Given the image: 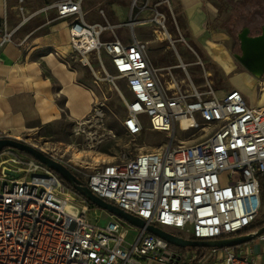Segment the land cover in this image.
<instances>
[{"label":"built area","instance_id":"obj_1","mask_svg":"<svg viewBox=\"0 0 264 264\" xmlns=\"http://www.w3.org/2000/svg\"><path fill=\"white\" fill-rule=\"evenodd\" d=\"M87 1L91 0H58L47 6L55 10L57 19L68 21L70 52L57 56L73 70L72 62L91 69V58L103 67L101 55L105 56L130 95L122 121L127 135H140L145 117L149 129L163 133L166 142L130 158L122 154L87 175H78L85 187L146 225L173 230L177 235L170 233L188 236L187 240L225 239L251 228L263 203L264 106H250L233 89L217 97L213 91L199 92L191 80L185 91L176 82L163 83L133 32L129 39H118L101 9V22L86 20ZM131 2L141 11L154 3L155 22L165 34V19L157 6L169 5L168 0ZM12 35L3 33L0 50ZM96 104L94 98L91 118L98 116ZM178 133H190L198 140H180ZM11 153L10 148L0 152V264H204L208 260L202 248L169 250L168 242L145 228L134 230L129 241V230L111 218L103 228H95L86 217L88 206L54 172L33 158L7 157ZM235 248L211 250L209 258L214 264H254ZM198 255L203 258L197 260Z\"/></svg>","mask_w":264,"mask_h":264},{"label":"rangeland","instance_id":"obj_2","mask_svg":"<svg viewBox=\"0 0 264 264\" xmlns=\"http://www.w3.org/2000/svg\"><path fill=\"white\" fill-rule=\"evenodd\" d=\"M131 1H97L94 3L93 11L86 15V19L99 22L101 17L96 10L100 7L105 10L108 22L115 26L113 33L118 39H129V34L133 32L135 38L145 45L147 59L151 66L162 75L161 81L163 83L176 82L181 90L185 91L188 89L189 80H191L199 92L213 91L217 97H221L224 93L234 89L232 86L235 87V83L232 76L225 75L221 67L212 60L207 50L195 42V39L188 32L184 16L178 9L172 6L170 8L166 4L157 6V11L163 14L165 19L166 31L163 35L164 29L159 28L155 22L154 3L149 2L148 9L141 11L139 8L133 7ZM47 6H42L38 11L46 12L51 20L49 22H65L57 19L55 11L48 9ZM216 6L222 15L221 18L224 19L232 15V10H234V6L228 0L216 3ZM260 14L263 15V13ZM34 15L35 13L26 18L28 20L19 18V26L23 27L25 31L31 27H38L39 19L41 21L42 17H38L37 20ZM253 17L255 22L251 23L249 29L252 34L259 33L260 26L264 25V15L261 21L254 11ZM235 24L230 28L232 36L228 43L232 47V58L238 63L234 57L235 54H239L236 34L244 26L242 27V23ZM221 26L215 21L210 22V28L218 29ZM155 31H157L158 37L154 35ZM91 61V69L84 68L77 62H72L71 66L78 70L80 75L83 74L84 82L93 91L99 109L97 118H91L88 115L84 120L77 122L60 120L50 124L37 125L17 139L34 146L80 176L89 174L102 163L114 161L122 154L130 158L141 152L155 150L166 142V136L163 133L153 132L149 129L145 117H142L143 132L137 136L127 135L122 126V121L126 115L125 102L130 98L125 81L117 77L105 56L101 55L103 67L99 61L93 58ZM235 79L243 82L240 76ZM208 83L211 89L208 87ZM252 86V93L257 98L260 92L258 84ZM186 123L184 122V124ZM189 136L190 133H178L180 140L189 139V143L198 140L191 139ZM11 150L12 153L7 157L23 158L24 155L21 152ZM262 200L261 211L252 227L264 221V199L262 198ZM86 217L95 228H103L110 218L118 221L122 224V228L129 230V241H132L133 231L137 230V228L98 208H89ZM161 229L177 235L173 230ZM251 229H248L250 233L242 235L252 234ZM180 237L186 240L190 239L188 236L182 235ZM206 257L205 254L204 258ZM214 263L213 258L204 261V264Z\"/></svg>","mask_w":264,"mask_h":264},{"label":"crops","instance_id":"obj_3","mask_svg":"<svg viewBox=\"0 0 264 264\" xmlns=\"http://www.w3.org/2000/svg\"><path fill=\"white\" fill-rule=\"evenodd\" d=\"M56 1L0 0V40L5 31L13 33L12 41L3 44L0 50L1 137L18 139L37 125L60 120L82 121L92 110L95 95L84 82L83 74L67 67L57 56L64 57L70 52L68 21L51 23L46 12L38 11L42 6H49ZM97 1L102 0L87 1L83 5L85 18L93 11ZM224 1L168 0V3L170 8L172 6L182 13L195 42L207 50L225 75L232 76L235 83L233 90L241 92L250 106L263 107L264 79H258L234 61L228 42L234 23H242V27L249 28L255 22L254 11L259 20L263 19L264 0H228L234 10L227 19L221 18L216 6V3ZM99 9L96 10L97 14ZM101 10L106 17L105 10ZM34 13L37 20L42 17L38 27L25 31L19 26V18L26 19ZM211 21L220 23L221 28H210ZM238 76L242 77V83L235 79ZM256 83L260 90L257 98L252 93V85ZM234 251L245 254L254 264H264V239L258 238L239 245ZM204 252L207 255L205 259L209 260L210 251Z\"/></svg>","mask_w":264,"mask_h":264},{"label":"water","instance_id":"obj_4","mask_svg":"<svg viewBox=\"0 0 264 264\" xmlns=\"http://www.w3.org/2000/svg\"><path fill=\"white\" fill-rule=\"evenodd\" d=\"M250 34V29L244 27L236 35L239 44V54H235L234 57L244 69H246L258 79H261L264 76V25L260 26L259 33L257 35L250 36ZM4 148L14 149L31 156L33 159L61 177L79 196L84 198L96 208L107 212L111 216L116 217L117 219L127 223L132 227L139 229L145 228L148 233L165 240L169 243V245H172L174 247L219 249L233 248L253 241L254 239H257L264 235L263 226L252 234L233 236L230 238L219 240L197 241L182 239L170 232L164 231L151 225H146L142 220L98 198L87 187L82 185L81 181H79V179L72 173L69 168L57 162L52 157L48 156L34 146L28 145L17 139L4 137L0 138V152ZM6 173H8V175H12L13 177L19 176L18 174H12L9 172Z\"/></svg>","mask_w":264,"mask_h":264},{"label":"trees","instance_id":"obj_5","mask_svg":"<svg viewBox=\"0 0 264 264\" xmlns=\"http://www.w3.org/2000/svg\"><path fill=\"white\" fill-rule=\"evenodd\" d=\"M21 154H23L24 156H26V157H28V158H32L31 156H29V155H26V154H24V153H21ZM73 173V172H72ZM57 175V174H56ZM74 175H76V174H74ZM58 176V175H57ZM59 177V176H58ZM76 177H77V175H76ZM59 179H60V181L64 184V186L68 189V190H70L75 196H77L78 198H80L87 206H88V209L89 208H96L95 206H93L91 203H89L88 201H86L84 198H82L81 196H79L72 188H71V186L68 184V183H66L61 177H59ZM78 179H79V181H81V183H82V185H84L85 186V184L83 183V181L78 177ZM262 183H261V189H262V198L264 199V175L262 176ZM264 226V221L263 222H261L260 224H258L257 226H254V227H251L252 229H251V233H254V232H256L257 230H259L260 228H262ZM249 230L247 229V230H244V231H241V232H239L238 234H236V236H239V235H242V234H247V233H250V232H248ZM255 240V239H254ZM251 242V241H250ZM246 244V243H245ZM168 248H169V250H171V251H173V252H185V250H187V249H191V250H199V248H194V247H186V248H178V247H174V246H172V245H169L168 246ZM235 248V247H234ZM217 250V249H219V248H202L201 250H203V251H211V250ZM222 249H224V248H222ZM203 258V256L202 255H198V257H197V260H200V259H202Z\"/></svg>","mask_w":264,"mask_h":264},{"label":"flooded vegetation","instance_id":"obj_6","mask_svg":"<svg viewBox=\"0 0 264 264\" xmlns=\"http://www.w3.org/2000/svg\"><path fill=\"white\" fill-rule=\"evenodd\" d=\"M238 34V33H237ZM258 34V32H256V33H254V34H250V36H255V35H257ZM263 78H264V76H263ZM73 174H75V173H73ZM76 176V175H75ZM77 178H78V175H77Z\"/></svg>","mask_w":264,"mask_h":264},{"label":"bare ground","instance_id":"obj_7","mask_svg":"<svg viewBox=\"0 0 264 264\" xmlns=\"http://www.w3.org/2000/svg\"><path fill=\"white\" fill-rule=\"evenodd\" d=\"M4 138V137H3Z\"/></svg>","mask_w":264,"mask_h":264}]
</instances>
